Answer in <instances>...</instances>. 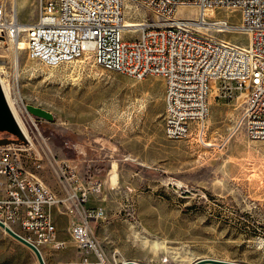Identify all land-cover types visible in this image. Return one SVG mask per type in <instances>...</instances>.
<instances>
[{
  "label": "rangeland",
  "instance_id": "rangeland-1",
  "mask_svg": "<svg viewBox=\"0 0 264 264\" xmlns=\"http://www.w3.org/2000/svg\"><path fill=\"white\" fill-rule=\"evenodd\" d=\"M16 5L20 22L36 19V2L17 0ZM128 10L126 6L125 16L133 20ZM132 13L135 19L144 14L135 9ZM174 15L193 18L197 11L183 6ZM215 18L238 24L240 12L219 8ZM133 34L124 32L125 38ZM220 36L240 44L249 40L242 32ZM25 45L20 39L17 65L14 51L1 49L0 79L31 136L28 154L43 153L42 168L30 171L45 185L48 175L55 192L60 187L51 165L54 158L76 165L86 186L100 179V192H90L85 205L97 201L93 207L104 212L91 226L107 263L192 264L212 258L264 264V141L251 139L244 128L222 150L169 140L164 135L161 76L136 79L106 71L94 64L91 54L48 67L30 59ZM212 91L211 83L207 138L216 142L234 123L240 105L214 99ZM27 104L52 113L53 120L31 115ZM2 137L13 136L0 132ZM73 144L79 149L73 150ZM52 214L65 248L43 247L45 264H82L84 256L88 264H96L95 254L79 248L72 238L64 208L53 206ZM11 243L28 249L39 264L31 249L1 228L0 263L10 258L26 264V258L15 257Z\"/></svg>",
  "mask_w": 264,
  "mask_h": 264
},
{
  "label": "built area",
  "instance_id": "built-area-1",
  "mask_svg": "<svg viewBox=\"0 0 264 264\" xmlns=\"http://www.w3.org/2000/svg\"><path fill=\"white\" fill-rule=\"evenodd\" d=\"M16 1L0 0V51L7 42L15 48L23 39L28 57L48 67L91 54L94 64L106 71L136 79L161 76L164 135L169 140L222 150L244 128L251 139L264 141V0H33L37 17L29 23L18 20ZM126 6L134 25H127ZM183 6L194 7L197 15L175 17V9ZM219 8L239 10L240 22L215 18ZM134 9L143 11V17L133 18ZM127 30L134 33L131 38H125ZM236 32L246 34L248 42L220 36ZM216 82L222 85L216 87ZM211 83L214 99L240 105L234 123L216 142L207 138ZM26 134L25 143L0 145V223L40 253L45 246L63 250L52 214L53 206H61L70 216L77 246L94 253L96 264H109L91 226L104 212L85 205L90 192H100V179L86 186L76 165L54 158L51 165L63 193L57 197L30 171L42 168L43 153L28 154L33 142ZM81 263L88 264V258Z\"/></svg>",
  "mask_w": 264,
  "mask_h": 264
},
{
  "label": "water",
  "instance_id": "water-1",
  "mask_svg": "<svg viewBox=\"0 0 264 264\" xmlns=\"http://www.w3.org/2000/svg\"><path fill=\"white\" fill-rule=\"evenodd\" d=\"M27 111L38 118H43L48 121L53 120V114L33 105H26ZM0 132H6L10 134L11 138L8 137H2L0 138V145L8 144V143H17L22 144L25 143V137L17 124L8 104L5 99L3 90L0 85ZM0 227L8 233L10 236L27 246L33 253L35 254L37 261L39 264H45V261L43 259V256L41 255L40 251L36 249L34 246H32L30 243L25 241L20 235L13 232L9 228L5 227L2 223H0ZM207 263H213V264H244L239 262H231V261H224V260H218V259H212V258H203L198 259L197 261L193 262L192 264H207ZM123 264H142L137 261H125Z\"/></svg>",
  "mask_w": 264,
  "mask_h": 264
},
{
  "label": "bare ground",
  "instance_id": "bare-ground-1",
  "mask_svg": "<svg viewBox=\"0 0 264 264\" xmlns=\"http://www.w3.org/2000/svg\"><path fill=\"white\" fill-rule=\"evenodd\" d=\"M207 13H208V14H214L213 11H210V12H207ZM126 22H127V25H134V24H132V23H133L132 20H126ZM19 44H20V39H19L18 42L16 43L15 48H13L12 45H11V43H9V42H7V43L5 44L6 48H11V49L14 51V60H15L16 65H17V62H18V59H17V55H18V53H17V51H18V46H19ZM4 48H5V47H4ZM1 68H2V67H0V69H1ZM0 85H1V88H2V90H3V93H4L5 99H6V101H7V104H8V106H9V108H10V110H11V112H12V114H13V116H14L16 122H17V124L19 125L21 131L27 136V134H26V133H27V129H26L25 125H24L23 120L21 119V117H20V115H19V112H18L17 109H16V103H15V101L11 98L10 93H9V91H8V89H7V86H6L5 82L3 81V79H0ZM113 167H114V166H113ZM112 169H114V168H112ZM114 174H115V173H114ZM112 175H113V174H112ZM112 175H111V176H112ZM113 177H114V176H113ZM115 179H117L116 175H115L114 180H115ZM114 180H112L113 183L116 182V181L114 182ZM41 254H42V252H41Z\"/></svg>",
  "mask_w": 264,
  "mask_h": 264
},
{
  "label": "crops",
  "instance_id": "crops-1",
  "mask_svg": "<svg viewBox=\"0 0 264 264\" xmlns=\"http://www.w3.org/2000/svg\"><path fill=\"white\" fill-rule=\"evenodd\" d=\"M223 104H226V103H223ZM88 166H89V164H88ZM48 176V175H47ZM47 176H45L44 175V178H45V180L44 181H46L45 183H46V186L47 187H49L51 190L53 189V187L52 186H50V184H49V182H47V180H46V178H47ZM107 182H108V178H107V180H106ZM102 182H103V184H104V181L102 180ZM53 191V190H52ZM56 195H57V197H61L62 195H63V193H62V191L60 190V189H58V191L57 192H55V191H53ZM97 201H95V202H93V204L92 205H88V206H86V207H93L94 206V204L96 203ZM1 228V227H0ZM2 229V228H1ZM3 230V229H2ZM4 231V230H3ZM58 238H60L59 236H58ZM61 239V238H60ZM11 245L15 248V249H13V252H14V254H16L17 256H15V257H21V258H26V264H36L35 263V259H34V257H33V254L28 250V249H25V248H22V247H19L18 245H16V244H14V243H11ZM33 252V251H32ZM35 255V254H34ZM36 257V256H35ZM9 259V261H2L0 264H17L16 263V261H14V260H12V259H10V258H8ZM21 264H23V263H21Z\"/></svg>",
  "mask_w": 264,
  "mask_h": 264
},
{
  "label": "trees",
  "instance_id": "trees-1",
  "mask_svg": "<svg viewBox=\"0 0 264 264\" xmlns=\"http://www.w3.org/2000/svg\"><path fill=\"white\" fill-rule=\"evenodd\" d=\"M229 103H231V101Z\"/></svg>",
  "mask_w": 264,
  "mask_h": 264
}]
</instances>
